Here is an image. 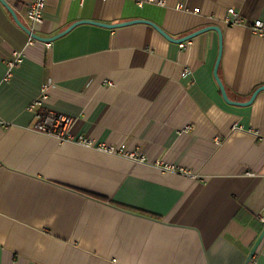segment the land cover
<instances>
[{"label": "crops", "instance_id": "1", "mask_svg": "<svg viewBox=\"0 0 264 264\" xmlns=\"http://www.w3.org/2000/svg\"><path fill=\"white\" fill-rule=\"evenodd\" d=\"M4 1L29 29V0ZM230 8L264 23V0H48L34 34L144 20L180 39L216 26L217 76L244 103L264 85V39L225 25ZM183 46L144 24H80L28 45L0 4V264H244L264 228V93L226 104L217 34ZM44 86L40 111L69 118L70 141L32 129ZM251 264H264V240Z\"/></svg>", "mask_w": 264, "mask_h": 264}, {"label": "built area", "instance_id": "2", "mask_svg": "<svg viewBox=\"0 0 264 264\" xmlns=\"http://www.w3.org/2000/svg\"><path fill=\"white\" fill-rule=\"evenodd\" d=\"M48 0H29L25 17L30 25V33H34V29L39 26L42 21V15L46 2ZM159 5H162L161 2H158ZM223 23L227 26H240L249 29V31L256 37L264 39V23L260 20H255L252 23H249L241 18V16L230 8L226 12V16L223 19ZM34 40L28 36V45L32 44ZM48 46V45H47ZM183 44H179V48L182 49ZM23 58L22 52L12 53L10 59L6 63V74L3 79L4 82H7L14 71L17 68ZM187 71H184L186 73ZM47 86H44L41 90V93L33 103L28 107V110L32 112L34 117V124L32 129L41 135L54 138L58 142H67L71 140L69 133L71 127V120L65 117H52V116H43L40 111L44 101L47 99ZM2 128H7V124L4 122L0 123ZM76 144L81 145L86 148L96 149L99 152L110 154V155H120L122 157L134 158V155L124 153L122 149H115L112 146H107L105 144H96L91 139L85 137H78L76 139ZM142 160V159H140ZM172 170V169H170ZM259 221L264 224V217H258ZM251 264V263H250Z\"/></svg>", "mask_w": 264, "mask_h": 264}, {"label": "water", "instance_id": "3", "mask_svg": "<svg viewBox=\"0 0 264 264\" xmlns=\"http://www.w3.org/2000/svg\"><path fill=\"white\" fill-rule=\"evenodd\" d=\"M0 4L6 9V11L10 14V16L12 17L14 23L27 35L30 36L34 41L40 42V43H51L55 40H57L58 38L64 36L67 32H69L72 28H74L77 25L80 24H91V25H95L101 28H105V29H116V28H120V27H124V26H130V25H135V24H144V25H148L151 28H153L157 33H159L164 39H166L168 42L173 43V44H183L187 41H190L191 39L206 33V32H215L218 36V57L216 60V64L214 66V70H213V77L214 80L219 88V91L221 93V96L224 100V102L228 105L231 106H236V107H246L249 106L253 103L254 99L256 98V96L263 92L264 93V85H262L261 87H259L258 89H256L253 94L251 95L250 99L244 103H237V102H232L227 98L225 89L221 83V81L219 80L218 76H217V69H218V65H219V61H220V57H221V52H222V34L221 31L218 27L216 26H209V27H205L203 29H200L194 33H191L183 38L180 39H173L171 38L169 35H167L163 30H161L160 28H158L156 25H154L151 22L148 21H144V20H134V21H130V22H126V23H119L116 25H106V24H102V23H96V22H90V21H80L75 23L74 25L70 26L68 29H66L65 31L59 33L58 35L52 37V38H40L38 37L36 34L34 33H30V31L24 26L22 25L19 20L16 17V14L14 13V11L11 9V7H9V5L4 1V0H0ZM264 240V228L261 232V234L259 235L258 239L256 240V242L254 243L251 251L249 252L244 264H250L252 262V258L255 255L257 249L259 248L260 244L263 242Z\"/></svg>", "mask_w": 264, "mask_h": 264}]
</instances>
